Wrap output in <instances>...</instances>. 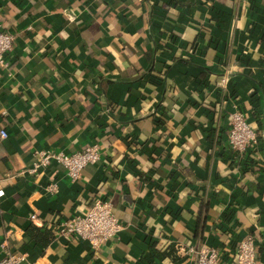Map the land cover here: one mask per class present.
I'll list each match as a JSON object with an SVG mask.
<instances>
[{
    "label": "crops",
    "instance_id": "0c3cea01",
    "mask_svg": "<svg viewBox=\"0 0 264 264\" xmlns=\"http://www.w3.org/2000/svg\"><path fill=\"white\" fill-rule=\"evenodd\" d=\"M0 28L18 33L0 66V242L24 264H195L183 246L228 258L247 235L264 264V0H0ZM235 101L261 135L248 166L227 154ZM89 144L102 159L76 182L27 172L38 149ZM97 196L119 236L94 250L56 234ZM30 223L55 237L35 244Z\"/></svg>",
    "mask_w": 264,
    "mask_h": 264
},
{
    "label": "built area",
    "instance_id": "2783aa9c",
    "mask_svg": "<svg viewBox=\"0 0 264 264\" xmlns=\"http://www.w3.org/2000/svg\"><path fill=\"white\" fill-rule=\"evenodd\" d=\"M17 34L15 31L0 28V66L2 67H8L10 64L9 55L15 48ZM229 119L227 150L237 151L240 154V163L245 159L260 161L261 155L258 153L261 135L249 124L246 114L236 101L233 102V109L229 111ZM8 135L6 129L0 130V137L5 138ZM34 157L32 164L27 168L29 174L38 175L55 163L63 167L65 175L72 182H76L81 179L85 167L96 164L102 159V149L98 144H89L70 152L42 148L36 150ZM44 188L51 194H57L58 181L52 179ZM4 193V189L0 187V198ZM36 218V214H31L32 220ZM124 228V222L114 213L112 201L97 196L87 210L74 213L59 221L55 231L60 236L87 241L92 249L98 250L119 236ZM10 241V235L7 234L0 242L3 251L0 264H24L29 258L28 253L14 248ZM235 245L234 251L228 258H224L218 247L210 245L183 246L182 251L185 255H194L195 264H257L256 237L244 236Z\"/></svg>",
    "mask_w": 264,
    "mask_h": 264
},
{
    "label": "trees",
    "instance_id": "16d2710c",
    "mask_svg": "<svg viewBox=\"0 0 264 264\" xmlns=\"http://www.w3.org/2000/svg\"><path fill=\"white\" fill-rule=\"evenodd\" d=\"M158 121H160V120H158ZM227 154H228V157L230 158L231 161H233L235 163L239 162L240 154L237 151H233V150L228 151L227 150ZM249 161H247V159H245L243 164L248 166V165H250ZM26 234L29 237V239L31 241H33L35 244H41L43 246H47L55 237V231H53L51 229H47V228L41 229L40 227H38L34 223H30L26 227ZM29 249H30V247H29ZM29 249L27 248V250H29ZM176 250H177V247H175V249L174 248H168L166 251H164L163 254L164 255L168 254V255L174 257L175 259H178L180 257V255L176 254L177 253ZM257 257H258V255H257Z\"/></svg>",
    "mask_w": 264,
    "mask_h": 264
},
{
    "label": "water",
    "instance_id": "95a60500",
    "mask_svg": "<svg viewBox=\"0 0 264 264\" xmlns=\"http://www.w3.org/2000/svg\"><path fill=\"white\" fill-rule=\"evenodd\" d=\"M263 137H264V134H263Z\"/></svg>",
    "mask_w": 264,
    "mask_h": 264
}]
</instances>
